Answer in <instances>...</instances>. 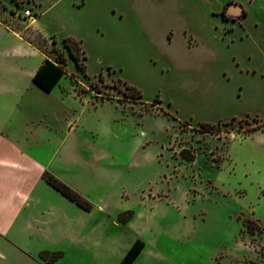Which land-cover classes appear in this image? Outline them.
Masks as SVG:
<instances>
[{
  "label": "rangeland",
  "instance_id": "rangeland-1",
  "mask_svg": "<svg viewBox=\"0 0 264 264\" xmlns=\"http://www.w3.org/2000/svg\"><path fill=\"white\" fill-rule=\"evenodd\" d=\"M0 21L5 66L42 63L20 35L66 56L42 158L91 204L48 182L81 234L0 236V264H120L137 239L133 264H264V0H0Z\"/></svg>",
  "mask_w": 264,
  "mask_h": 264
},
{
  "label": "crops",
  "instance_id": "crops-1",
  "mask_svg": "<svg viewBox=\"0 0 264 264\" xmlns=\"http://www.w3.org/2000/svg\"><path fill=\"white\" fill-rule=\"evenodd\" d=\"M20 38L28 53L38 49L44 60L40 65L30 63L28 54L6 66L0 60V236L18 240L10 245L22 250L28 248L23 239L54 236L57 229L78 237L89 215L71 217L69 210L77 211L69 200L61 196L55 202L49 199L57 197L58 192L45 180L44 173L63 176L42 155L50 152L52 135L60 137L64 128L59 122L52 124L47 106L39 101L52 90L46 91L34 81L38 69L51 58L30 39ZM29 93H34L33 98L25 100ZM5 98L12 101L5 102Z\"/></svg>",
  "mask_w": 264,
  "mask_h": 264
},
{
  "label": "trees",
  "instance_id": "trees-1",
  "mask_svg": "<svg viewBox=\"0 0 264 264\" xmlns=\"http://www.w3.org/2000/svg\"><path fill=\"white\" fill-rule=\"evenodd\" d=\"M54 43H56L55 40ZM68 47L72 51V55L77 59L78 64H80L79 58L77 57V54L74 53L72 45H68ZM38 48L41 49L39 46ZM78 49H80V46L78 47ZM66 60V56L63 52H59L56 58L46 59L44 64L41 65V67L35 74V83L46 91L53 90V88L59 83L61 78L66 74ZM255 119L257 120V118ZM256 128L258 127H255V129ZM44 178L57 190L66 195L72 201L76 202L81 207L87 210L91 208V204L88 200H86L81 194H79L77 191H75L73 188H71L69 185H67L65 182H63L50 172H45ZM144 247L145 242L141 239H137L129 248L120 264H133L140 253L143 251Z\"/></svg>",
  "mask_w": 264,
  "mask_h": 264
},
{
  "label": "water",
  "instance_id": "water-1",
  "mask_svg": "<svg viewBox=\"0 0 264 264\" xmlns=\"http://www.w3.org/2000/svg\"><path fill=\"white\" fill-rule=\"evenodd\" d=\"M227 11L233 16H241L244 14V9L238 3H232L228 6Z\"/></svg>",
  "mask_w": 264,
  "mask_h": 264
},
{
  "label": "flooded vegetation",
  "instance_id": "flooded-vegetation-1",
  "mask_svg": "<svg viewBox=\"0 0 264 264\" xmlns=\"http://www.w3.org/2000/svg\"><path fill=\"white\" fill-rule=\"evenodd\" d=\"M233 3H234V2H233ZM227 8H228V7L226 6V7H225L226 11H227ZM232 16H233V15H232ZM233 17H240V16H233Z\"/></svg>",
  "mask_w": 264,
  "mask_h": 264
},
{
  "label": "built area",
  "instance_id": "built-area-1",
  "mask_svg": "<svg viewBox=\"0 0 264 264\" xmlns=\"http://www.w3.org/2000/svg\"><path fill=\"white\" fill-rule=\"evenodd\" d=\"M27 15H31V11H27Z\"/></svg>",
  "mask_w": 264,
  "mask_h": 264
},
{
  "label": "bare ground",
  "instance_id": "bare-ground-1",
  "mask_svg": "<svg viewBox=\"0 0 264 264\" xmlns=\"http://www.w3.org/2000/svg\"><path fill=\"white\" fill-rule=\"evenodd\" d=\"M33 18H35V17H33ZM36 20V19H35Z\"/></svg>",
  "mask_w": 264,
  "mask_h": 264
}]
</instances>
